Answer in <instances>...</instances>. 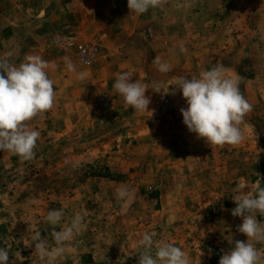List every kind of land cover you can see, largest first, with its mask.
<instances>
[{
  "label": "rangeland",
  "instance_id": "1",
  "mask_svg": "<svg viewBox=\"0 0 264 264\" xmlns=\"http://www.w3.org/2000/svg\"><path fill=\"white\" fill-rule=\"evenodd\" d=\"M124 1L123 5V0H88L86 10L82 0L72 6L69 1V10L86 11L97 23L92 24L90 38L55 33L42 41L47 49L43 58L50 62L47 73L53 81L68 76L63 69L65 57L84 72L95 74L103 59V46L97 42L100 32L117 36L115 29L103 28V19L108 29L119 26L118 18L131 19ZM175 3L172 8L178 12ZM204 3L188 0L186 6L192 9L188 20L203 29L201 39L209 41L208 51L198 53V61L205 63V70L222 65L229 77L240 78V91L252 105L240 126L244 142L218 147L196 138L197 144H179L182 137L179 141V133H172V126L164 124L178 123L181 112L164 113L159 102L181 98V108H186L182 93L156 96L146 111L150 115L113 108V100L100 93L96 101L102 113L94 116L93 123H106L89 131L78 126L81 132L67 134L58 131L63 116L55 99L51 110L29 122L30 128L42 130L34 159L24 161L13 154L6 171L0 172V190H10V195H0V247H7L10 264H41L34 244L28 246L34 231L40 230L54 247L51 232L60 231L77 214L84 215L82 227L55 264H138V254L143 251L138 241L144 233H154L157 242L180 247L190 264H219L235 241L247 240L237 231L242 219L232 216L231 210L236 207L232 198L239 185L244 186V193L264 186V20L262 11L255 9L261 7L254 3L252 8L250 0L230 14L224 3ZM58 6L48 5V12ZM199 6L204 8L202 17L196 14ZM28 9L26 0H0V41L6 21L25 19ZM22 24L18 29L24 33L27 29ZM139 31L144 34L142 43L147 44L150 32L146 27ZM139 38L131 37L132 42ZM63 40L74 45L63 47ZM232 43L238 46L235 52L221 49ZM79 45L96 50L92 64L82 62ZM57 53L64 58L55 57ZM121 187L131 190L130 199H117ZM61 208L65 215L53 229L45 217L48 211ZM257 219L264 222V216L257 214ZM256 246L264 249V245Z\"/></svg>",
  "mask_w": 264,
  "mask_h": 264
},
{
  "label": "clouds",
  "instance_id": "2",
  "mask_svg": "<svg viewBox=\"0 0 264 264\" xmlns=\"http://www.w3.org/2000/svg\"><path fill=\"white\" fill-rule=\"evenodd\" d=\"M167 0H127L129 12L134 15L146 13L149 9L162 7ZM181 51L186 49L181 48ZM66 67L76 72V67L65 57ZM152 63L158 71L167 73L171 65L160 56L154 57ZM50 62L38 55H26L17 66L7 60H0V151H7L24 161L35 157V149L40 133L29 127V122L54 107V81L47 69ZM222 65H215L210 70L202 71L199 76L188 78L180 76L174 86L182 93L187 107L181 108L183 123L190 133L203 139L210 146H237L244 142L245 136L240 127L252 105L239 88L240 78L229 77ZM84 80L86 72L77 73ZM132 74L123 71L117 74L113 84L114 90L123 98L124 104L131 109L148 111L151 103L145 95L146 87L136 80L131 82ZM243 185L234 191L238 194L232 200L236 207L231 215L240 217L242 224L237 231L247 237L246 241L237 240L220 258L219 264H264V222L257 219L264 216V186H258L254 193H244ZM132 192L127 187L117 190V199L126 201ZM86 212V210H85ZM64 209L48 211L45 220L53 229L61 223ZM84 220L83 214L75 215L69 224L60 231L53 230L55 246L50 245L48 237L41 236L35 230L31 243L34 253L41 264H55L66 251V245L79 233ZM33 227V226H29ZM154 233H144L138 241L142 248L138 254V264H190L188 255L178 246L167 241H155ZM232 244V238L229 241ZM154 249V251H153ZM0 264H10L7 247H0Z\"/></svg>",
  "mask_w": 264,
  "mask_h": 264
},
{
  "label": "crops",
  "instance_id": "3",
  "mask_svg": "<svg viewBox=\"0 0 264 264\" xmlns=\"http://www.w3.org/2000/svg\"><path fill=\"white\" fill-rule=\"evenodd\" d=\"M69 1L70 6L76 2V0H26V3L29 4V9L25 19L17 17L14 21L9 19V22L6 21L8 25L3 29V39L0 41V60H7L18 66L26 55H38L43 58L47 49L43 47L45 43L42 41L55 33L75 35L82 39L92 37V33H90L93 27L92 24L97 23V20L91 19L90 13L86 11L78 12L73 7L69 10ZM82 1L84 2L83 10H86L88 0ZM173 1L167 0L162 7L149 9L147 13L141 15H134L128 12L131 19L125 21L118 18L119 26H112L113 28L111 29L107 28L103 19V28L106 31L115 29L116 32L113 33L117 36L104 34L103 31L102 33L100 32L97 42L103 46L102 50H100V56L103 59L97 64L95 74H92V70L86 71V78L81 80L78 78L77 73L84 71L82 66L72 62L76 67V72H71L65 67L66 64L63 65V69L68 70V76L60 79L56 78L54 81V83L58 84L57 87H54L57 110L63 116L58 124L59 133L61 131L63 134L74 131L81 132L78 126L85 127L84 131H89L91 128H98L99 126L102 127L106 122L93 123L94 116L102 113L101 110H98L96 101L100 93H106L113 100V108L122 107L130 113L133 109L124 104L122 96L113 88L115 78L120 72L128 71L132 74L131 82L136 80L141 82L147 89L145 95L150 98L152 103L158 95L181 94V91L174 86L177 77L186 76L191 78L199 76L202 71H205V63L200 64L198 61V53H206L209 48V41L201 39L204 38L205 31L203 29L200 30L201 28L198 25H194L193 22L188 20L190 11H192L191 8L186 7L188 0H175V4L179 5L176 7L180 10L178 12L173 11ZM246 1L202 0L203 3L213 6H221L224 3L226 8H228L226 10H228L229 14L235 11L239 5L240 7L245 5ZM250 1L252 2V8L255 5L254 3L261 7L257 8L255 6V9L257 13L262 11L261 19L264 20V0ZM53 3L59 6L50 13L48 12V5L50 6ZM124 3L125 1L123 0V5ZM204 4L202 5L203 7ZM240 10H243L246 14L244 9L241 8ZM203 13L204 8L201 6L196 8L198 17L200 15L202 17ZM191 15L194 16V13ZM21 23H23V28L27 29L24 33H21L18 29ZM143 27H146L151 36L147 44L142 43L144 34L139 31ZM210 32H213V30ZM135 36H140V38L134 39L132 42L131 37ZM208 37L211 40V36L208 35ZM236 47L238 46L232 43L228 46H223L221 49L226 48L230 49L231 52H235ZM181 48L186 49V51H181ZM112 49L116 50V52L111 51ZM57 54L58 56L55 57L64 58L61 54ZM156 56H160L163 61L168 62L171 65V71L167 73L158 71L157 66L152 63ZM151 103L148 106V110L151 107ZM141 113L145 115L151 114L150 111L149 113H146V111ZM61 115L58 114L57 117ZM105 119H108V117ZM177 119L178 123L166 122L164 126L170 125L169 127H172L171 129L168 127V129L172 133H179L177 134L178 140L181 141V137L183 139L179 144H197V136L195 133L189 132L183 123L182 114L177 116ZM63 120L64 123H62ZM39 132H42V130ZM12 155V153L7 151L0 154V172L6 171L12 160ZM3 193L10 195V190L8 192L7 189L0 190V195Z\"/></svg>",
  "mask_w": 264,
  "mask_h": 264
},
{
  "label": "built area",
  "instance_id": "4",
  "mask_svg": "<svg viewBox=\"0 0 264 264\" xmlns=\"http://www.w3.org/2000/svg\"><path fill=\"white\" fill-rule=\"evenodd\" d=\"M63 41H64L63 47L66 46L71 48L74 45V42H70L68 40L67 41L63 40ZM78 49L82 57V62L84 64L90 65L95 61L96 50L91 49L89 46L86 45H79ZM183 103L184 101L181 98H166V99H162L159 102V108L164 113L178 112L183 106Z\"/></svg>",
  "mask_w": 264,
  "mask_h": 264
},
{
  "label": "trees",
  "instance_id": "5",
  "mask_svg": "<svg viewBox=\"0 0 264 264\" xmlns=\"http://www.w3.org/2000/svg\"><path fill=\"white\" fill-rule=\"evenodd\" d=\"M108 177H110V176H108Z\"/></svg>",
  "mask_w": 264,
  "mask_h": 264
}]
</instances>
